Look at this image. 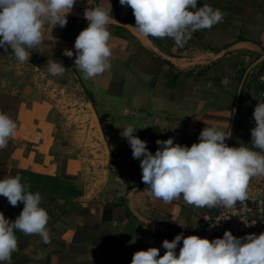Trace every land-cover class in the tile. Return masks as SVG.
Masks as SVG:
<instances>
[{"label":"crops","instance_id":"1","mask_svg":"<svg viewBox=\"0 0 264 264\" xmlns=\"http://www.w3.org/2000/svg\"><path fill=\"white\" fill-rule=\"evenodd\" d=\"M203 5L219 9L222 19L193 32L183 47L170 38L139 36L133 10L119 0H76L65 27L45 23L44 43L30 51H73V57H63L92 94L109 149L99 176L96 167L86 166L64 145L51 151L54 136L32 132L34 125L43 129L47 122L30 117L36 106L29 98L28 75L17 69L21 64L12 51L0 47V105L5 101L16 111L17 124L7 165L11 177L21 176L29 191L40 193V206L50 217L51 243L17 230L11 264H131L135 252L150 247L163 256L162 242L179 234L221 238L204 228L220 207L188 205L182 197L165 203L144 191L140 161L121 135L127 126L137 128L134 135L155 154L157 140L171 137L191 147L205 127H216L230 135L228 146L252 148L253 112L263 103L264 0H198L197 8ZM98 6L112 17L107 25L111 66L84 79L74 65V43L88 27L85 11ZM23 207L0 196V212L10 221ZM181 247L182 240L177 254ZM37 253L43 259H34Z\"/></svg>","mask_w":264,"mask_h":264},{"label":"clouds","instance_id":"2","mask_svg":"<svg viewBox=\"0 0 264 264\" xmlns=\"http://www.w3.org/2000/svg\"><path fill=\"white\" fill-rule=\"evenodd\" d=\"M75 3L76 0H0V47L5 52L10 49L19 64L29 63L30 50L44 43L45 23L65 27ZM119 3L133 10V27L139 36L170 38L178 47H183L193 32L210 29L223 16L219 9L208 5L197 8L198 0H119ZM84 17L89 23L75 39L74 65L84 79H91L111 66V34L107 25L112 17L101 6L88 8ZM63 55L71 58L74 53L65 49ZM47 65L52 76H62L66 71L55 60H48ZM253 118L252 148L228 146L225 141L230 135L216 127H205L199 134V142L191 147L174 143L171 137L157 140L159 147L155 154L148 150L147 141L134 135L137 128L127 126L121 135L130 145L133 158L140 161L144 191L149 196L165 203L182 197L188 205L200 208H233L237 202L243 204L250 198L251 179L264 176V103H257ZM16 134L15 121L0 112V149L6 148ZM28 188L19 175L0 179V196L13 207L20 202L24 205L14 221L0 212V264H11L12 254L18 250L17 230L25 235H39L45 244L51 243L47 228L50 217L40 206L42 197ZM162 247L166 250L163 256L156 247L135 252L131 264H264V232L237 238L226 230L222 238L211 241L179 234L171 241L165 239ZM34 259H43V253H37Z\"/></svg>","mask_w":264,"mask_h":264},{"label":"rangeland","instance_id":"3","mask_svg":"<svg viewBox=\"0 0 264 264\" xmlns=\"http://www.w3.org/2000/svg\"><path fill=\"white\" fill-rule=\"evenodd\" d=\"M48 60L62 63L66 69L64 74L50 75ZM17 69L27 73L31 85L29 98L36 106L33 115L28 116L36 122L43 119L47 122L43 129L34 125L32 132L43 130L44 134L54 136L57 140H51V151L64 145L69 154L81 157L86 166L96 167L98 176L101 175V168L107 167L109 160L102 120L92 94L77 77L73 65L57 52L35 50L31 52L29 63L19 65ZM13 102L17 103V100ZM0 112L10 118L16 114L5 101L0 105ZM14 145L15 139L10 138L7 147L0 149V179L11 176L7 162Z\"/></svg>","mask_w":264,"mask_h":264},{"label":"built area","instance_id":"4","mask_svg":"<svg viewBox=\"0 0 264 264\" xmlns=\"http://www.w3.org/2000/svg\"><path fill=\"white\" fill-rule=\"evenodd\" d=\"M264 103V87L262 89ZM259 151V149H253ZM250 198L243 204L237 202L233 208L220 207L208 219L204 228L209 235L223 237L230 230L237 237L264 232V176L253 177L250 181Z\"/></svg>","mask_w":264,"mask_h":264}]
</instances>
